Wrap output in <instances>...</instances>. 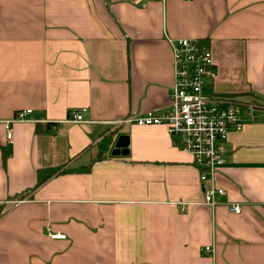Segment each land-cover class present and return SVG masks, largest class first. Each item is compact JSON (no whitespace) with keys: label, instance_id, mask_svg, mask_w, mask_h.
Returning a JSON list of instances; mask_svg holds the SVG:
<instances>
[{"label":"crops","instance_id":"obj_1","mask_svg":"<svg viewBox=\"0 0 264 264\" xmlns=\"http://www.w3.org/2000/svg\"><path fill=\"white\" fill-rule=\"evenodd\" d=\"M169 36L211 48L206 91L258 100L222 142L214 207L179 136L125 120L169 106ZM0 264H264V0H0Z\"/></svg>","mask_w":264,"mask_h":264},{"label":"built area","instance_id":"obj_2","mask_svg":"<svg viewBox=\"0 0 264 264\" xmlns=\"http://www.w3.org/2000/svg\"><path fill=\"white\" fill-rule=\"evenodd\" d=\"M168 40L173 51L174 81L169 106L159 110L150 108L125 118L139 124H164L172 135L181 139L182 147L190 151L199 168L204 201L214 207L226 189L216 183L215 175L224 162L222 142L229 131L241 130L245 125L244 108L256 104L239 96L215 91H206L204 86L217 73L213 52L201 38L172 37ZM83 108H73L70 119L83 121ZM31 108L20 109L5 121L8 136H12V123L28 119ZM232 208L240 212L238 203ZM64 238V233H51ZM206 246V250H210Z\"/></svg>","mask_w":264,"mask_h":264},{"label":"trees","instance_id":"obj_3","mask_svg":"<svg viewBox=\"0 0 264 264\" xmlns=\"http://www.w3.org/2000/svg\"><path fill=\"white\" fill-rule=\"evenodd\" d=\"M112 142V137L110 135L105 136L99 143H98V154L95 157L96 159L102 158L105 155V151L109 148L110 144ZM91 164L82 166L80 169H89ZM72 168L70 167H65L63 165H57V166H48L39 169L38 171V181H37V186L44 183L47 179L50 177L61 173L65 171H69Z\"/></svg>","mask_w":264,"mask_h":264},{"label":"water","instance_id":"obj_4","mask_svg":"<svg viewBox=\"0 0 264 264\" xmlns=\"http://www.w3.org/2000/svg\"><path fill=\"white\" fill-rule=\"evenodd\" d=\"M127 139H128L127 135H125V134L120 135L117 138L116 146H125V145H127V143H128Z\"/></svg>","mask_w":264,"mask_h":264},{"label":"rangeland","instance_id":"obj_5","mask_svg":"<svg viewBox=\"0 0 264 264\" xmlns=\"http://www.w3.org/2000/svg\"><path fill=\"white\" fill-rule=\"evenodd\" d=\"M251 100H252L253 102H255V103L258 102V100L254 99V98H252Z\"/></svg>","mask_w":264,"mask_h":264}]
</instances>
